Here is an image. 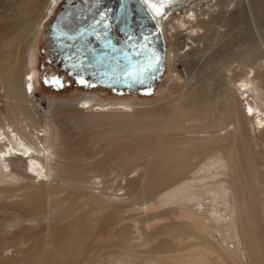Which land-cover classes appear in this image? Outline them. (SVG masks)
<instances>
[{"label":"bare ground","instance_id":"bare-ground-1","mask_svg":"<svg viewBox=\"0 0 264 264\" xmlns=\"http://www.w3.org/2000/svg\"><path fill=\"white\" fill-rule=\"evenodd\" d=\"M46 1V11H42L43 6L39 7L37 0H16L15 12L10 17L13 27L8 34L13 43L21 39L33 40L39 31L34 28L35 24L39 28L44 27L46 22L43 24V20L48 21L61 2ZM143 1L159 25L162 37L165 28L162 19L171 13L169 6H185L177 3L181 0ZM190 1L183 13L167 23L166 32L169 37H179L181 26L188 25V29L192 28L191 33L197 29L202 32L196 33L199 37L196 41L201 43L193 46L192 58L188 60L190 65L182 73L186 84L173 85L172 92L154 106L163 112L169 127L185 130L182 137L186 133L194 134L195 143L189 147H180L181 142H178L169 145L176 152H169L167 147L162 149L161 146L157 149L163 154L158 173L168 172L166 175L180 177V181L161 197V202L180 208L185 220L180 217V221L160 224L157 216L147 217L145 214L141 217L139 213H131L123 216L122 219L129 222L119 223V233L124 241L130 240L133 244L137 238L143 240L144 247H135L139 253L147 254L136 264H264V180L259 181L256 189L246 188L245 184L255 162L248 143H264V31L250 40L244 38L243 43L250 46L243 49L240 45L237 52H233L237 43L227 39L237 36L238 29L242 34L246 23L252 24L255 18L264 15V0ZM69 9L72 14L83 15L85 11L92 14L91 9L83 6ZM47 32L48 29L44 35L45 49L51 56ZM223 39L229 44L225 50L228 55L226 63L223 64L227 66V86L218 92L209 80L200 91L201 97L206 98L198 99L197 86L203 82L208 70L218 69L213 47ZM1 47L2 43L0 207L15 205L28 213H54L57 209L53 205L61 207L57 203L59 185L54 182L57 168L53 164V156L62 153L56 143L59 133L50 123V115L41 114L34 101L35 70L27 74V79H22L24 59L16 52L14 64L10 68L5 67V53ZM206 55L212 57L210 65L213 67L204 66L201 77L194 81L188 76L190 66L194 63L204 65L206 62L201 60ZM58 57L61 59L58 55L51 56L56 60ZM164 63L165 52L162 66ZM170 101L178 104L170 109ZM77 103L79 105L80 102ZM221 103L223 112L220 111ZM81 104L83 106L77 107L79 110L105 114L106 105L101 102L83 99ZM109 105V113L131 111L136 120L153 117L148 111L137 112L138 106L127 103L125 99L115 100ZM247 107L252 110L250 115L246 112ZM74 111L71 110L69 115L73 117ZM174 115L176 118L172 119ZM193 162H198L200 167H194ZM27 169L32 172L28 173ZM130 180L136 183L139 179ZM98 225L102 230L103 224ZM194 226L200 230H195ZM92 232L85 218L59 225L47 224L40 231L41 237L31 243L29 249L18 247L15 251H6L0 258V264H81L94 253ZM163 236H167L170 242L162 239ZM20 237L30 242L33 238L26 230ZM175 244H180L177 250L182 256L169 261L167 259L174 254L168 252ZM126 257L127 254L119 252L111 256L112 264H131L132 260Z\"/></svg>","mask_w":264,"mask_h":264},{"label":"rangeland","instance_id":"rangeland-1","mask_svg":"<svg viewBox=\"0 0 264 264\" xmlns=\"http://www.w3.org/2000/svg\"><path fill=\"white\" fill-rule=\"evenodd\" d=\"M76 1L70 0L69 4H66L63 0L57 10L73 8L72 4L75 5ZM15 2L16 0H0L1 50L5 53V67L14 64L13 56L16 52L22 56L24 59L21 69L22 79H27L29 77L27 74L35 70L34 101L41 114L50 115V123L59 133L56 143L62 153L53 156V164L57 168L54 182L59 185L57 203L61 207L53 205L57 209L54 213H28L22 207L15 205L0 207V258L6 251H15L18 247L29 249L31 243L41 237L40 231L47 224L59 225L62 222L85 218L93 229L91 246L94 253L86 257L81 264H105V262L112 264L111 256H116L119 252L127 254L126 259L132 260L131 264H136L147 253H139L136 250L137 246L144 247L141 238H137L134 244L130 240L127 242L121 238L119 223L129 222L123 220V216L131 213H139L141 217L145 214L147 217L153 215L160 219V224L173 220L180 221V217L185 220L180 208L161 202V197L180 181V177L166 175L168 172L158 173L163 154L157 149L161 146L162 149L167 147L169 152H176L175 148L169 145L178 142H181L180 147H189L195 143L194 134L186 133L182 137L185 130L169 127L163 112L156 110L154 106L172 92L173 85L186 84L182 73L190 65L188 60L192 58L193 46L201 43L196 41L199 38L196 33L202 34V32L197 29L193 34L192 28L188 29V25L181 26L179 37H169L166 32L167 23L179 16V13H183L191 1L177 2L185 6H174L169 15H164L162 23L165 24L163 28L165 63L155 84L142 90L109 87L91 81L88 77L65 71L64 64L52 59L45 49L44 35L53 16L48 21L43 20V24L46 22L44 27L39 28L35 24L34 28L39 31L33 40L21 39L13 43L8 34L13 27L10 24V17L15 12ZM46 2V0H37L38 6H43L42 11H46ZM263 31L264 15L255 18L252 24L246 23L242 34L238 29L237 36H229L227 39L237 43L233 48V52H237L240 45L243 49L250 46L243 43L244 38L250 40ZM33 33L35 34V31ZM225 44L223 39L213 47V56L216 57L214 61L218 69L208 70L203 82L197 86L196 98H206L201 97L200 91L207 86L209 80H212V88L218 92L227 86L225 72L227 66L223 64L226 63L225 58L228 55L225 50L229 44H226L227 46ZM211 60L212 57L206 55L201 60L206 62L204 65L191 64L188 76L193 77L194 81L195 78H200L204 66L213 67L210 65ZM2 86L3 82L0 79V91ZM66 99L70 102H61ZM83 99H91L106 105L105 114L97 115L94 114L95 111L79 110L77 107L83 106L81 104ZM119 99H125L127 103H135L138 106L137 112L148 111L153 117L136 120L131 111L124 114L107 112L110 110L109 104ZM77 102H80L79 105ZM177 104L170 101L168 108L171 109ZM71 110H75L73 117L69 115ZM223 110L224 105L221 103L220 111ZM246 112L250 115L252 110L247 107ZM116 114L119 116L117 117ZM175 118L174 115L172 119ZM248 148L252 150L255 162L251 166L245 184L246 188L256 189L259 181L264 180V143L261 141L260 145H254L249 142ZM192 165L200 167L198 162H193ZM26 171L32 172L29 169ZM130 178L139 180L132 183ZM47 190L49 191V185ZM145 206H148V213ZM110 216L114 217L108 219ZM98 223L103 224L102 230ZM194 228L200 230L198 226ZM25 230L30 237H33L31 242L20 237ZM133 235L138 236L137 233ZM162 239L170 242L167 236H163ZM179 247L180 244H175L170 248L171 252L168 254L174 255L167 260L174 261L182 256L177 250Z\"/></svg>","mask_w":264,"mask_h":264},{"label":"water","instance_id":"water-1","mask_svg":"<svg viewBox=\"0 0 264 264\" xmlns=\"http://www.w3.org/2000/svg\"><path fill=\"white\" fill-rule=\"evenodd\" d=\"M74 4V10L83 6L92 14H72L69 8L56 13L47 27L51 56L61 57L58 61L65 71L98 83L150 86L162 69L165 46L144 1L77 0Z\"/></svg>","mask_w":264,"mask_h":264},{"label":"flooded vegetation","instance_id":"flooded-vegetation-1","mask_svg":"<svg viewBox=\"0 0 264 264\" xmlns=\"http://www.w3.org/2000/svg\"><path fill=\"white\" fill-rule=\"evenodd\" d=\"M62 1H63V0H62ZM62 1H61V2H62ZM86 1H88V0H86ZM57 8H58V7H57ZM59 9H61V8H59ZM56 10H57V9H56ZM55 12L57 13V12H58V10H57V11H55ZM56 13H54V15H53V18L55 17ZM53 18H52V19H53ZM52 19H51V20H52ZM59 62H60V61H59ZM89 79H90V78H89ZM91 81H94V80H92V79H91ZM94 82H96V81H94ZM113 87H115V86H113Z\"/></svg>","mask_w":264,"mask_h":264},{"label":"snow or ice","instance_id":"snow-or-ice-1","mask_svg":"<svg viewBox=\"0 0 264 264\" xmlns=\"http://www.w3.org/2000/svg\"><path fill=\"white\" fill-rule=\"evenodd\" d=\"M163 2V0H161V3Z\"/></svg>","mask_w":264,"mask_h":264}]
</instances>
